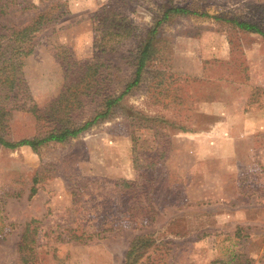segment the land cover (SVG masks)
I'll list each match as a JSON object with an SVG mask.
<instances>
[{
    "label": "rangeland",
    "instance_id": "1",
    "mask_svg": "<svg viewBox=\"0 0 264 264\" xmlns=\"http://www.w3.org/2000/svg\"><path fill=\"white\" fill-rule=\"evenodd\" d=\"M52 1L67 13L40 34L22 68L39 107L58 95L67 57L107 60L119 90L166 3L219 19L164 22L166 58L150 63L110 120L38 151L0 146V264H24L17 244L27 224L26 264H123L138 234H149L152 245L136 264H263L264 36L222 18L264 27V0ZM36 10L11 11L0 23H25ZM115 18L121 36L107 40L104 24ZM204 104L241 123L221 130L219 117L199 110ZM10 113L11 140L41 127L30 112ZM253 118L260 126L249 124ZM204 135L231 156H204Z\"/></svg>",
    "mask_w": 264,
    "mask_h": 264
},
{
    "label": "trees",
    "instance_id": "2",
    "mask_svg": "<svg viewBox=\"0 0 264 264\" xmlns=\"http://www.w3.org/2000/svg\"><path fill=\"white\" fill-rule=\"evenodd\" d=\"M44 1L39 0L40 3ZM160 7V14L132 55V76L124 79L119 90L112 87L114 82L112 73L107 72L109 67L107 60L101 57L79 64L67 57L62 65L64 77L58 95L47 106L39 107L32 101L23 77L24 59L33 52L40 34L67 13L65 4L61 1L48 0L47 4L40 8L31 0H0V20L14 10L23 12L31 8L37 9L25 23L11 24L7 27L0 23V146L8 149L28 146L31 150L38 151L49 142H67L95 124L110 120L119 109H122L121 101L140 83L143 72L148 69L150 63L164 61L166 58L168 42L162 38L164 22L178 15L219 19L216 15L196 9L189 3H166ZM222 19L242 30L264 36V27L258 21ZM118 20L120 19L115 18L104 24L106 28L103 38L108 35L107 40H112L121 36L117 28L123 26ZM124 30L125 35H128L129 30L126 28ZM157 70L158 74H163V71ZM28 99L30 102H27ZM13 109L30 112L36 122L41 124L35 135L18 140L8 138V120ZM31 191L35 192V188L32 187ZM28 229L27 224L17 244L18 250L23 254L24 264H26L24 249L29 246V236L26 233ZM150 245L152 239L149 234L135 235L128 243L123 264H136ZM249 261L247 259L243 264H249Z\"/></svg>",
    "mask_w": 264,
    "mask_h": 264
},
{
    "label": "crops",
    "instance_id": "3",
    "mask_svg": "<svg viewBox=\"0 0 264 264\" xmlns=\"http://www.w3.org/2000/svg\"><path fill=\"white\" fill-rule=\"evenodd\" d=\"M210 105H213V106H210ZM199 110H201L203 112H207L209 114H212V115H214L216 117H219V118H217L218 119L217 121L220 122L221 124L217 125V126L218 127L222 126L220 128L221 130L223 129V126L224 127H227V126L231 127V122L233 123V122H235V120H236V123L238 125L241 123V119H240V117L238 115L236 116V119H234V117L231 119V117H229V115H227V114L222 116V114H225V112L223 110L218 109V107L214 106V104L201 105L199 107ZM261 121H262V119H260V118L259 119L253 118V119L249 120V124L252 125V126L258 127V126H260ZM236 123H234V124H236ZM204 136L205 137H203L201 142H206V141L210 142V144L207 147L205 153L203 151V153H204L203 155L204 156H210V154L211 155H215V156H219V157H221L220 154H223L222 156H231L230 153H231L232 149H228V147H227L225 151L217 152V149H216L214 143L211 142V140H210V139H212V137H210L209 135H204ZM232 142H233V140H232ZM227 146H233V145H227Z\"/></svg>",
    "mask_w": 264,
    "mask_h": 264
}]
</instances>
